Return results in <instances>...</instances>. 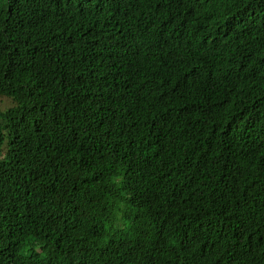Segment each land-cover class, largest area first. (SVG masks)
I'll list each match as a JSON object with an SVG mask.
<instances>
[{
	"label": "trees",
	"instance_id": "1",
	"mask_svg": "<svg viewBox=\"0 0 264 264\" xmlns=\"http://www.w3.org/2000/svg\"><path fill=\"white\" fill-rule=\"evenodd\" d=\"M0 264H264V0H0Z\"/></svg>",
	"mask_w": 264,
	"mask_h": 264
},
{
	"label": "rangeland",
	"instance_id": "2",
	"mask_svg": "<svg viewBox=\"0 0 264 264\" xmlns=\"http://www.w3.org/2000/svg\"><path fill=\"white\" fill-rule=\"evenodd\" d=\"M2 101H5V99H3ZM7 103V102H6ZM3 106H1V108H2Z\"/></svg>",
	"mask_w": 264,
	"mask_h": 264
},
{
	"label": "clouds",
	"instance_id": "3",
	"mask_svg": "<svg viewBox=\"0 0 264 264\" xmlns=\"http://www.w3.org/2000/svg\"><path fill=\"white\" fill-rule=\"evenodd\" d=\"M5 103H6V99H5V101H4Z\"/></svg>",
	"mask_w": 264,
	"mask_h": 264
}]
</instances>
